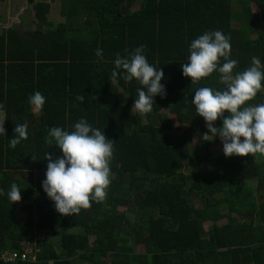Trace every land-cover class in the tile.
<instances>
[{
  "label": "trees",
  "instance_id": "trees-1",
  "mask_svg": "<svg viewBox=\"0 0 264 264\" xmlns=\"http://www.w3.org/2000/svg\"><path fill=\"white\" fill-rule=\"evenodd\" d=\"M28 7L0 34V252L29 254L7 264H264V0Z\"/></svg>",
  "mask_w": 264,
  "mask_h": 264
},
{
  "label": "rangeland",
  "instance_id": "rangeland-1",
  "mask_svg": "<svg viewBox=\"0 0 264 264\" xmlns=\"http://www.w3.org/2000/svg\"><path fill=\"white\" fill-rule=\"evenodd\" d=\"M137 7H139V3L137 5ZM136 7V8H137ZM255 12L259 13V10L254 6ZM138 10V9H137ZM0 18H1V23H2V27L3 28H7L9 27H13L16 29H20L21 31L24 32H28L31 31L32 29H34V13L32 11V9H30L28 7V0H6L3 3H0ZM50 22L53 25V29H56V27L59 24H63L65 22L64 18L60 15V6L59 4H54L52 6V13L50 15ZM4 23H6L5 25H3ZM236 27L239 28V26L236 25ZM1 29V28H0ZM114 92L117 93V95H119L121 97L122 100H125V96L123 94V92L118 89L117 87H114ZM37 112V111H36ZM135 114V112H134ZM165 115L170 116L169 111L164 112ZM175 131L177 132V134L182 135L184 134V132L188 129H193L192 125H181L178 124L177 121H175ZM201 131H196L195 132V141L194 143L191 145V147L193 149H196L198 147L199 141L201 139H203V136L200 134ZM238 146L242 145V144H250L253 146H258V139H257V135L255 132H251L249 134H247L246 136H244L243 138H241L238 142H237ZM213 151L215 152H221L222 154H228L230 152V146L227 143V139L221 141L219 144L215 145L213 148ZM91 164H100L101 166L104 163V159L98 158L97 161L94 160H90ZM209 167V165H207L205 168ZM112 175H108L106 176V180L111 178ZM20 182L25 183V184H31L33 186H36L38 183H43L44 184V188H51L52 184L55 180L58 179V175L57 174H34L30 179H27L26 181L23 178H19ZM27 203H23L22 205H19V211L17 212L18 217L20 218L21 221H23L26 217V211H24L22 208L23 206H25ZM81 204L83 206H87L88 205V198H85L84 200L81 201ZM120 211L122 212H126L128 211V218L131 222V224H134L137 220V215L135 213V211H129L128 208H122ZM147 218V216H146ZM227 220L222 221L220 224H226ZM206 228H209V225L206 226ZM71 232H76L77 230L75 229H71ZM58 236L57 235H52V240L54 242H57L58 240ZM27 246L29 247V251H32V246L27 243ZM136 251L138 253H145V247L143 246H137L136 247ZM33 257V256H32ZM108 264H111V261L108 260Z\"/></svg>",
  "mask_w": 264,
  "mask_h": 264
},
{
  "label": "built area",
  "instance_id": "built-area-1",
  "mask_svg": "<svg viewBox=\"0 0 264 264\" xmlns=\"http://www.w3.org/2000/svg\"><path fill=\"white\" fill-rule=\"evenodd\" d=\"M6 124V114L0 112V128L4 127ZM23 246H27V242L22 243ZM35 260L34 257H30ZM29 259V254L27 252H13V251H1L0 252V263H15L19 260L27 261Z\"/></svg>",
  "mask_w": 264,
  "mask_h": 264
},
{
  "label": "crops",
  "instance_id": "crops-1",
  "mask_svg": "<svg viewBox=\"0 0 264 264\" xmlns=\"http://www.w3.org/2000/svg\"><path fill=\"white\" fill-rule=\"evenodd\" d=\"M5 24H6V23H4L3 25H5ZM0 28H1V29H0V34H1V32H2L4 29H9V28H12V27H9V26H8L7 28H3V27H2V23H0ZM36 111L38 112V107L35 108V112H36ZM37 112H36V113H37Z\"/></svg>",
  "mask_w": 264,
  "mask_h": 264
},
{
  "label": "clouds",
  "instance_id": "clouds-1",
  "mask_svg": "<svg viewBox=\"0 0 264 264\" xmlns=\"http://www.w3.org/2000/svg\"><path fill=\"white\" fill-rule=\"evenodd\" d=\"M5 113V112H4Z\"/></svg>",
  "mask_w": 264,
  "mask_h": 264
}]
</instances>
